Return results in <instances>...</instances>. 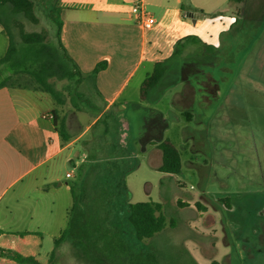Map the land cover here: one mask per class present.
Returning a JSON list of instances; mask_svg holds the SVG:
<instances>
[{"label":"rangeland","instance_id":"1","mask_svg":"<svg viewBox=\"0 0 264 264\" xmlns=\"http://www.w3.org/2000/svg\"><path fill=\"white\" fill-rule=\"evenodd\" d=\"M36 4L39 22L22 19L25 31L45 33L54 41L56 26L50 13L40 1ZM239 9L235 10L241 12L236 14L237 23L230 22L236 13L230 7L223 10L225 19H216L213 12L207 16L210 26L205 35L220 45L217 65L187 68L188 50L180 47L173 70L151 89L147 102L117 104L86 132L103 111V102L89 88L92 102L78 101L88 113H79L64 90L65 120L74 137L84 136L65 150L70 159L58 167L63 192L55 199L47 197V216L39 217L45 260L73 218L75 228L58 244L53 264H118L120 243L131 251L125 257L137 264H264V216H251L250 198H245L250 192H264V78L241 74L246 59L264 56V0H247ZM152 11L147 8L148 13ZM214 26L222 31L218 37L211 35ZM140 79L141 74L131 87ZM213 80L220 87L216 98ZM65 85L58 82L57 88ZM188 86L194 88L190 103L184 93ZM187 105L196 112L192 121L180 115ZM162 114L167 125L161 128L157 122ZM120 120L128 122L130 130ZM167 138L182 153L183 169L178 175L160 172L150 162V147L143 145L148 139L162 142ZM123 176L127 194L118 185ZM66 185L76 199L74 206ZM227 197H233L229 204L236 203L235 216L225 201H219ZM127 202L161 204L166 227L151 239L138 240L125 221ZM198 204L206 206L207 212L202 213ZM66 209H71L70 216Z\"/></svg>","mask_w":264,"mask_h":264},{"label":"crops","instance_id":"2","mask_svg":"<svg viewBox=\"0 0 264 264\" xmlns=\"http://www.w3.org/2000/svg\"><path fill=\"white\" fill-rule=\"evenodd\" d=\"M137 1H143L146 9L152 8L153 11L149 14L157 21L153 29L144 30L139 26L138 18L132 11L133 4ZM246 2L247 0L241 4L231 3L230 0H60L56 5L49 1L41 2L48 13L56 9L63 24L62 44L85 75L91 74L97 65L106 63V68L97 75L95 84L90 81L82 87L91 95L89 88L93 89L104 104L103 112L94 117L84 132L104 112L117 104L127 106L133 101L147 102L142 101L140 95L144 80L153 73L157 61H165V75L173 70L172 61L180 47L186 46L184 48L188 50L186 60L190 64L187 68L192 65H197V68L207 64L217 65L221 60V55L217 53L220 45L217 41L209 42L205 35L206 28L210 26L207 16L213 12L211 14H215L216 19H225V8L230 7L236 12L235 10H240V6H246ZM240 13H233L230 22L237 23L239 18L236 14ZM219 29L214 26L211 35L218 37L222 33ZM9 43L8 34L0 26V59L6 56ZM139 74L141 79L131 87L132 81ZM241 74L245 77L264 78V56L256 55L246 59ZM212 83L213 96L216 98L220 94V87L214 80ZM193 89L188 86L184 91L188 97L184 98L187 103H190L189 94H193ZM65 107L66 104L57 105L47 92L23 88L0 90V247L14 250L26 257H35L44 264L50 258L45 260L42 253L43 233L39 217L47 216L44 209L47 197L55 199L63 192L64 183L58 185L61 180L58 167L64 166L70 159L69 155L64 154L65 150L73 147L84 136V133L73 136L72 127L62 112ZM47 115L66 121L71 136L69 142L62 140L54 119L45 118ZM180 115L192 121L196 112L187 105ZM164 117L163 114L160 116L157 127L167 125ZM120 122L124 129L130 130L128 122ZM183 134L184 140H188V133L183 130ZM125 141L127 137L124 138ZM154 143L160 142L148 139L143 145L150 147V162L155 163L159 169L162 152ZM131 156L128 154L129 159H132ZM74 166L76 167L75 164ZM65 192L72 195L69 185L65 186ZM248 196V203L252 205L248 207L250 215L264 216V192H250L245 198ZM232 198H222L219 201H225L229 205V212L235 216L236 203H228V199L231 201ZM235 200L237 198H234V202ZM75 201L72 195V206ZM198 206L204 209L202 213L207 212L206 206ZM49 212L53 215V207ZM70 215L71 209H66V216ZM22 233L27 235H17ZM0 264L17 263L0 257Z\"/></svg>","mask_w":264,"mask_h":264},{"label":"trees","instance_id":"3","mask_svg":"<svg viewBox=\"0 0 264 264\" xmlns=\"http://www.w3.org/2000/svg\"><path fill=\"white\" fill-rule=\"evenodd\" d=\"M36 1H49L56 5L60 0H0V26L6 31L10 41L6 56L0 59V90L3 88H23L47 92L53 97L56 104L60 106L67 104V98L64 94V90H66L71 96L74 108L79 112H87L88 109L78 105V101L90 103L92 102L90 100L92 95L81 91V88L84 85H88L90 81L95 84L97 75L106 68V63L103 62L97 65L89 75H85L81 71L78 64L62 44L63 24L56 9H52L49 12L51 21L56 26V38L54 41L49 40L45 33L25 31L22 19L28 20L33 24H38L39 22L35 14ZM244 1L230 0L231 3L236 4H241ZM165 72V61H157L155 70L142 84L140 92L142 101H145L151 89L160 83ZM58 82H66L62 90L57 88ZM102 112L100 111L98 115ZM53 117L57 132L62 140L69 142L71 136L68 132L66 121L64 119L60 120L56 116ZM153 145H156L162 152V163L158 170L170 175L180 174L183 169L182 153L174 142L167 138L159 144L154 143ZM118 185L127 194L125 181ZM162 208L161 204L153 202H127L125 204L127 213L125 221L133 228L138 240L151 239L163 231L166 227V218L162 214ZM68 225V230L55 240V249L46 264H53L56 248L58 244L67 238L68 231H73L75 220L72 218ZM17 235L25 236L27 234ZM119 246L121 255L118 264H128V262L137 264L135 260L132 261L129 260L130 258L125 257L131 251L123 243H120ZM95 253L103 256L98 250H95ZM0 257L10 259L17 264H44L35 257H26L14 250L2 247H0ZM98 264L113 263L99 261Z\"/></svg>","mask_w":264,"mask_h":264},{"label":"built area","instance_id":"4","mask_svg":"<svg viewBox=\"0 0 264 264\" xmlns=\"http://www.w3.org/2000/svg\"><path fill=\"white\" fill-rule=\"evenodd\" d=\"M132 11L138 18L139 26L144 30H151L156 26V18L147 12L146 6L143 1L135 2L133 4ZM47 117H49L50 119L54 118L52 115L45 116V118Z\"/></svg>","mask_w":264,"mask_h":264}]
</instances>
